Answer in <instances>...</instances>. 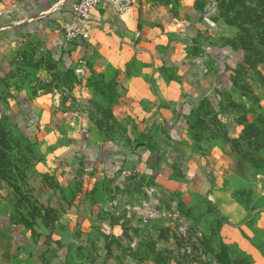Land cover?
I'll list each match as a JSON object with an SVG mask.
<instances>
[{"label": "crops", "instance_id": "1", "mask_svg": "<svg viewBox=\"0 0 264 264\" xmlns=\"http://www.w3.org/2000/svg\"><path fill=\"white\" fill-rule=\"evenodd\" d=\"M75 1L0 6V114L53 140L60 184L73 186L83 174L98 199L79 204L72 197L64 213L69 224L53 238L34 233L17 221L11 203L0 202V264H140L124 255L121 229L107 216L132 204L129 188L141 180L179 195L188 210L216 199L228 243L250 264H264V171L255 170L254 190L246 180L232 188L231 179L245 175L236 172L225 141L238 137L241 125L223 97L233 91L243 51L220 39L217 0H130L121 17L96 8L86 41L68 40L63 28ZM28 42L54 65L36 67L40 77L67 69L86 82L100 78L103 89L94 97L111 108L116 139H98L102 132L87 113L66 116L56 86H15L14 59ZM110 177L113 199L106 194ZM247 187L249 196L242 193Z\"/></svg>", "mask_w": 264, "mask_h": 264}, {"label": "rangeland", "instance_id": "2", "mask_svg": "<svg viewBox=\"0 0 264 264\" xmlns=\"http://www.w3.org/2000/svg\"><path fill=\"white\" fill-rule=\"evenodd\" d=\"M4 1L0 0V6ZM217 7L220 39L229 43L238 39L240 45L248 46L246 56L243 55L233 75V91L225 93L223 104L241 125L238 137L225 141L226 149L235 157L249 153L248 157L259 161V168L252 166L243 179L232 178V188L236 190L246 180L247 186L254 190L256 171L264 168V135L251 134L249 138L250 131L243 130L246 121L264 117V0H217ZM17 55L15 86L31 82L35 92L40 87L56 86L66 116L87 113L102 132L98 139H116L111 108L102 106L94 97L103 89L98 76L93 75L91 82H86L66 69L61 73L56 71L54 76L47 74L43 79L35 71L36 67L51 69L54 65L35 42L20 47ZM55 144L36 131L24 137L16 122L0 114V202L14 206L17 221L34 233L51 238L69 224L64 221V213L75 203L72 197H79V204L86 201L85 197H89V201L98 199L97 188L90 189L83 174L73 186L60 184ZM113 180L110 177L105 189L112 199L117 194L114 189L110 192ZM248 187L242 193L249 196L252 193L247 194ZM129 189L133 194L132 204L121 214L107 216L113 227L121 229L125 256L140 264H227L228 259L231 264H239L241 259H247L238 246L228 243L222 230L224 217L216 213V199L202 205L203 209L193 211L181 203L182 197L157 184L152 186L141 180ZM109 205L111 213L113 206ZM93 210L97 212L94 207ZM101 211L102 214L107 212L104 208ZM81 224L78 220L74 225L80 227Z\"/></svg>", "mask_w": 264, "mask_h": 264}, {"label": "built area", "instance_id": "3", "mask_svg": "<svg viewBox=\"0 0 264 264\" xmlns=\"http://www.w3.org/2000/svg\"><path fill=\"white\" fill-rule=\"evenodd\" d=\"M131 6L130 0H77L72 5L73 15L63 25L66 38L88 40L95 25L93 13L96 8L121 17Z\"/></svg>", "mask_w": 264, "mask_h": 264}, {"label": "trees", "instance_id": "4", "mask_svg": "<svg viewBox=\"0 0 264 264\" xmlns=\"http://www.w3.org/2000/svg\"><path fill=\"white\" fill-rule=\"evenodd\" d=\"M240 40V39H239ZM231 42V47H234V48H239L243 51V55L246 56V49L245 47H248V46H245L243 45H240L238 43V39L237 40H233V41H230ZM264 43V42H262ZM242 60L239 61V63H241ZM14 75V71H13V74ZM264 80V78H263ZM234 86H235V81H234ZM7 118H9L11 120V117L6 115ZM15 123V121H13ZM247 123H245V127H244V130L243 132H246L247 130L250 131V133L248 134V137L250 138L251 137V134L252 135H258L259 137H261L262 135H264V117L263 116H258L254 121L252 122H249V121H246ZM18 128L22 131V134L24 137H27L29 136L31 133L33 132H25L24 130H22V128L18 125V123H16ZM261 125V126H260ZM233 139V138H232ZM233 141H237V140H233ZM236 151V150H235ZM249 156V153L248 154H241L239 156H236L235 157V165H236V172L239 173V174H242V175H246V173L253 167H256V168H259L257 165V159L256 158H251V157H248ZM262 162H264V160H262ZM264 165V164H263ZM258 171H261L258 169ZM264 171V168L263 170ZM224 248V247H223ZM227 253V252H226ZM224 254H225V251H224ZM227 264L230 262L231 264V261L226 260ZM237 264V263H235ZM239 264H250V262L248 261V259H244V260H240Z\"/></svg>", "mask_w": 264, "mask_h": 264}]
</instances>
